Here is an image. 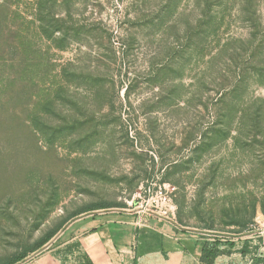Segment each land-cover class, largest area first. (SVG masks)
<instances>
[{
  "label": "rangeland",
  "instance_id": "374dc122",
  "mask_svg": "<svg viewBox=\"0 0 264 264\" xmlns=\"http://www.w3.org/2000/svg\"><path fill=\"white\" fill-rule=\"evenodd\" d=\"M114 209L264 264V0H0V264Z\"/></svg>",
  "mask_w": 264,
  "mask_h": 264
},
{
  "label": "crops",
  "instance_id": "0c3cea01",
  "mask_svg": "<svg viewBox=\"0 0 264 264\" xmlns=\"http://www.w3.org/2000/svg\"><path fill=\"white\" fill-rule=\"evenodd\" d=\"M77 223L68 242L79 245L70 256L74 259L71 264H82L75 260L80 255H86L92 264H205L200 236L168 216L114 209ZM218 261L219 257L214 264H221ZM25 264L70 263L51 250L39 252Z\"/></svg>",
  "mask_w": 264,
  "mask_h": 264
},
{
  "label": "trees",
  "instance_id": "16d2710c",
  "mask_svg": "<svg viewBox=\"0 0 264 264\" xmlns=\"http://www.w3.org/2000/svg\"><path fill=\"white\" fill-rule=\"evenodd\" d=\"M109 207H113V205L111 204H106V203H96V204H92L90 205L86 211L89 210H95V209H102V208H109ZM57 233V230L51 232L50 234H48V236L43 239L42 241H40L39 243L35 244L32 249L30 250L31 252H34L36 250H39L43 245H45L55 234ZM78 242H74L71 244H68L67 246V253L65 255V259L69 260L70 256H74L75 252L78 251ZM202 261L205 264H214L215 260L218 256V251L216 250L215 246H210L209 244H204L202 247ZM28 255V253H24L22 256L18 257L16 260L6 263V264H15L16 262L24 259L26 256ZM76 260L82 262V264H92L90 262V260L87 258L86 255H80V256H76Z\"/></svg>",
  "mask_w": 264,
  "mask_h": 264
},
{
  "label": "built area",
  "instance_id": "2783aa9c",
  "mask_svg": "<svg viewBox=\"0 0 264 264\" xmlns=\"http://www.w3.org/2000/svg\"><path fill=\"white\" fill-rule=\"evenodd\" d=\"M149 213H154V211L149 210ZM154 214H156V213H154ZM159 215L162 216V214H159ZM164 216H166V215H164ZM168 217H169V216H168Z\"/></svg>",
  "mask_w": 264,
  "mask_h": 264
}]
</instances>
